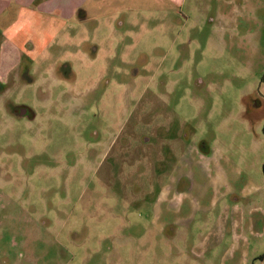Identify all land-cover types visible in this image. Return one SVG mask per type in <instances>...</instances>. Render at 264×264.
I'll list each match as a JSON object with an SVG mask.
<instances>
[{
  "label": "rangeland",
  "instance_id": "rangeland-1",
  "mask_svg": "<svg viewBox=\"0 0 264 264\" xmlns=\"http://www.w3.org/2000/svg\"><path fill=\"white\" fill-rule=\"evenodd\" d=\"M90 1L0 90V264H264V0Z\"/></svg>",
  "mask_w": 264,
  "mask_h": 264
},
{
  "label": "crops",
  "instance_id": "crops-1",
  "mask_svg": "<svg viewBox=\"0 0 264 264\" xmlns=\"http://www.w3.org/2000/svg\"><path fill=\"white\" fill-rule=\"evenodd\" d=\"M89 7L90 0H0V90L17 82L18 74H27L22 69L24 57L39 59L44 44L55 39L71 20H85ZM236 253L231 256L233 264L242 255Z\"/></svg>",
  "mask_w": 264,
  "mask_h": 264
},
{
  "label": "flooded vegetation",
  "instance_id": "flooded-vegetation-1",
  "mask_svg": "<svg viewBox=\"0 0 264 264\" xmlns=\"http://www.w3.org/2000/svg\"><path fill=\"white\" fill-rule=\"evenodd\" d=\"M23 109H24V106L20 105V104L13 107V111L15 114H21V113L23 114L24 113ZM31 116H32V114H31Z\"/></svg>",
  "mask_w": 264,
  "mask_h": 264
},
{
  "label": "trees",
  "instance_id": "trees-1",
  "mask_svg": "<svg viewBox=\"0 0 264 264\" xmlns=\"http://www.w3.org/2000/svg\"><path fill=\"white\" fill-rule=\"evenodd\" d=\"M263 79H264V76H263Z\"/></svg>",
  "mask_w": 264,
  "mask_h": 264
}]
</instances>
